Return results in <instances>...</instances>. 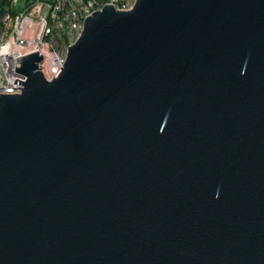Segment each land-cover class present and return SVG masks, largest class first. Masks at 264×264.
Returning a JSON list of instances; mask_svg holds the SVG:
<instances>
[{
  "label": "water",
  "instance_id": "1",
  "mask_svg": "<svg viewBox=\"0 0 264 264\" xmlns=\"http://www.w3.org/2000/svg\"><path fill=\"white\" fill-rule=\"evenodd\" d=\"M42 63L0 97V264H264V0L106 6Z\"/></svg>",
  "mask_w": 264,
  "mask_h": 264
},
{
  "label": "built area",
  "instance_id": "2",
  "mask_svg": "<svg viewBox=\"0 0 264 264\" xmlns=\"http://www.w3.org/2000/svg\"><path fill=\"white\" fill-rule=\"evenodd\" d=\"M138 0H11L0 17V97L20 95L27 77L16 73L23 58L35 53L43 56L39 64L49 82L58 78L67 62L69 48L81 37L85 22L106 6L117 11L134 9Z\"/></svg>",
  "mask_w": 264,
  "mask_h": 264
},
{
  "label": "trees",
  "instance_id": "3",
  "mask_svg": "<svg viewBox=\"0 0 264 264\" xmlns=\"http://www.w3.org/2000/svg\"><path fill=\"white\" fill-rule=\"evenodd\" d=\"M11 0H0V9L7 8L10 6ZM101 2H106L107 0H99Z\"/></svg>",
  "mask_w": 264,
  "mask_h": 264
}]
</instances>
